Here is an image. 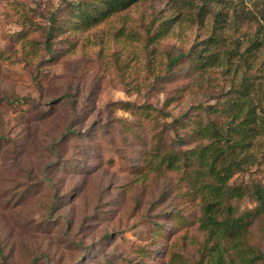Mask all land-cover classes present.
Instances as JSON below:
<instances>
[{"label": "rangeland", "instance_id": "1", "mask_svg": "<svg viewBox=\"0 0 264 264\" xmlns=\"http://www.w3.org/2000/svg\"><path fill=\"white\" fill-rule=\"evenodd\" d=\"M9 1L37 10L39 23L48 27L74 0H0V264H195L203 241L198 225L159 244L150 232L155 226L171 229L170 219L182 205L175 190L179 176L135 182L128 169L139 164L138 153L121 137L124 123L134 118L111 106L128 101L162 109L183 86L181 80L159 86L150 75V86L139 93L115 75L108 61L118 51L142 50L136 41L109 37L124 17L158 13L170 1L147 0L113 16L98 26L109 37L106 41L94 38L91 30L83 33L90 42L83 40L74 50L55 41L51 55L59 56L57 61L46 50L36 56L13 41L20 27ZM237 1L239 13L261 19L264 0ZM179 13L162 41L174 54L211 33L210 15L198 25L186 8ZM219 33L228 42L233 20ZM210 95L188 93L166 109L170 117L165 121L180 118L192 106L213 103ZM258 175L264 179V165Z\"/></svg>", "mask_w": 264, "mask_h": 264}, {"label": "trees", "instance_id": "2", "mask_svg": "<svg viewBox=\"0 0 264 264\" xmlns=\"http://www.w3.org/2000/svg\"><path fill=\"white\" fill-rule=\"evenodd\" d=\"M146 1L74 0L48 27L39 23L37 10L23 1H9L20 27L13 41L36 56L46 50L53 61L59 57L51 55L55 41L74 50L83 40L90 42L91 37L83 36L89 30L102 41L112 36L140 43L139 54H111L108 61L117 77L129 80L127 85L139 93L150 86V75L159 86L175 80L183 84L162 109L128 101L111 104L134 118L124 123L121 137L138 153L139 164L128 169L135 182L143 185L170 174L179 176L175 190L181 208L170 219L171 229L153 227L154 242H166L172 233L198 225L203 241L195 264H264V179L258 175L264 165V11L261 19L252 20L239 13L237 0H169L167 9L158 13L124 17L109 37L98 29ZM180 8H186L198 25H204L210 15L211 33L174 54L162 41L174 27ZM230 19L233 35L227 42L219 31ZM241 20L248 21V27L254 23V28H245ZM41 36L44 43L37 39ZM207 91L213 103L192 106L180 118L165 121L172 104L188 93ZM66 130L70 137L71 126ZM239 174L249 177L237 180ZM144 256L149 257L147 251Z\"/></svg>", "mask_w": 264, "mask_h": 264}]
</instances>
